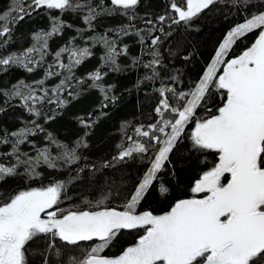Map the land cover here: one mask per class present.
<instances>
[{
  "label": "snow or ice",
  "instance_id": "1",
  "mask_svg": "<svg viewBox=\"0 0 264 264\" xmlns=\"http://www.w3.org/2000/svg\"><path fill=\"white\" fill-rule=\"evenodd\" d=\"M140 2L110 0L114 9L132 13L130 21ZM229 2L238 10L249 9V15L227 33L202 77L187 90L175 86L182 83L180 75L167 76L173 86L165 82L161 36L153 33L170 36L171 25H190L220 0H186V5L170 0L169 13L156 21H145L151 25V40L150 51L144 54L151 59L145 63L137 56L132 64L147 70L141 83L160 81L154 89L159 96L153 109L158 119L147 126H134L133 135L122 126L125 142L118 144L117 154L101 165L104 169L116 168L130 160L148 165L130 190L121 192L115 185L114 191L123 195L124 204L120 208L106 206L110 193L95 203L85 201L86 209L64 210L61 204L67 196L68 182L63 180L8 195L0 199V264H34L35 256L41 258L39 264H264V0L256 4L252 0ZM40 9L56 10L61 15L86 12L83 22L90 29H94L98 15L114 11L103 8L102 2L93 5L91 0H9L0 10V75L10 74L13 68L28 74L42 70V77L30 83L25 79L9 87L0 83V117L9 109L20 108L32 118L16 130L0 124V185L19 176L38 179L42 175L38 169L68 171L71 180L78 179L85 169L99 170L85 164L71 176L72 166L87 159L81 150L88 147L86 137L98 117L93 113L76 117L85 131L75 141L62 142L44 125L87 89L99 90L102 108L114 103L117 97L110 95L112 88H105L103 81L109 72L123 71L117 59L128 51L126 46L118 49L117 40L107 34L89 36L85 43L91 40L92 47L102 45L104 55L95 70L86 76L77 75L76 70L94 53L92 47L75 44L76 37L54 53L49 51V40L73 27L59 15L50 17V31L32 36L30 47L9 51L15 26ZM167 22L169 31L162 27ZM129 27L109 31L119 37L128 35ZM76 31L84 39L83 29ZM141 31L135 34L144 44ZM253 32H257L254 42L238 56L228 58L233 45ZM49 55L51 62L47 61ZM48 81L55 82L48 85ZM213 91L220 99L215 111L206 108ZM200 108H206L209 114L199 116ZM40 134L43 146L38 147L32 138ZM185 140L190 141L191 153L215 154L212 166L191 187L193 197L177 200L160 215L138 211L154 185L158 184L161 195L168 192L163 183H158L159 174L172 163L170 157ZM136 230H142V234L119 255H102L122 232ZM41 237L45 238V247L33 249L31 242Z\"/></svg>",
  "mask_w": 264,
  "mask_h": 264
},
{
  "label": "trees",
  "instance_id": "2",
  "mask_svg": "<svg viewBox=\"0 0 264 264\" xmlns=\"http://www.w3.org/2000/svg\"><path fill=\"white\" fill-rule=\"evenodd\" d=\"M91 2L93 5L102 2L103 8L114 9L110 0H91ZM258 2L259 0H252L253 4ZM169 3L170 0H141L134 10L135 18L131 21L129 20L131 12L124 14L123 10L114 9L112 14L98 15L93 21L94 29H90L83 22V16L86 15V12H66L61 15L56 10L47 12L44 9L33 12L30 17H26L25 20L20 21L15 26L9 51H20L30 47L34 43L32 36L36 32L50 31V17L58 15L66 24H71L73 27L66 28L61 34L49 40L51 53L65 46L67 41L73 37H76L75 44L81 47H92L91 40H87L85 43L87 37L105 34L110 39L117 40L118 49L126 46L128 51L126 55L117 59V62L123 67V71L109 72L103 81L105 88L109 86L112 88L110 95L117 97L114 103H110L106 109L102 108V95L99 90L87 89L83 91L78 100L73 101L64 109L61 115L44 125L47 131L52 132L62 142L75 141L85 131L80 127L76 117L87 116L88 113H93L95 117H98L97 123L89 130L90 134L86 137L88 147L81 150L83 157L87 159L82 160L79 165L72 166L71 176H76L78 168L85 164L95 165L96 169L99 170L85 169L78 179L71 180L68 171L38 169L42 172L38 179L30 180L24 176H19L0 185V199L18 191L39 188L55 180H63L68 182L67 196L61 204V208L64 210L86 209L88 205L85 201L95 203L105 196H109L110 193L111 196L106 200V206L120 208L124 204L123 195L114 191L115 185L120 186L121 192L123 189L130 190L132 185L143 175L148 165L140 163L139 160H130L125 164L117 165L116 168L109 169H104L101 165L117 154L118 144L125 142V127H127V134L133 135L134 126L141 124L147 126L158 119L153 109L158 103L159 96L154 89L160 86V81L141 83L147 70L142 66H133L132 61L137 56L145 63L151 59V56L144 54L150 51L151 40L148 32L151 25L146 24L145 21L148 19L156 21L158 16L169 13ZM178 3L186 5V0H178ZM8 4L9 0H0V10L5 9ZM97 11H101V9L97 8ZM251 11L255 12L256 9L252 8ZM172 15L175 14L172 13ZM248 15L249 9L238 10L231 5L229 0H220V3L209 10H205L190 25L186 26L183 23L171 25L170 36H164L159 32L153 33V35L161 36L159 50L165 66L162 73L165 82L173 86L167 80V76L180 75L182 83L175 86L187 90L191 83L198 81L203 75L227 32L238 23L244 22L245 16ZM168 23L170 22L162 25L165 31H169ZM125 25H130L128 35L117 37L115 31H109L110 29H121ZM157 26L160 27L161 25ZM77 29H83L84 39H81L77 34ZM138 30H142L141 35L145 37L144 44H141L140 37L135 34ZM256 35L257 32H253L238 40L233 45L228 58H234L241 54L254 42ZM92 51L94 55L76 70L77 75L86 76L101 64L100 56L104 55L105 51L103 46L97 44L92 47ZM51 60L52 56L49 55L47 61L51 62ZM102 71H107V69H102ZM41 77L42 70L28 74L23 69L13 68L10 70V74L0 75V83L4 87H9L18 79H25L26 82L30 83L32 80ZM54 82L48 81V85ZM219 104V94L213 91V94L207 98L206 108L215 111ZM206 108L198 109V115L207 116L209 113ZM100 113H106V115H100ZM30 119L32 118L20 108L9 109L3 117H0V124L10 130H16ZM39 122L43 123V120L41 119ZM191 127L190 125L188 132H190ZM42 136L43 134H40L32 138L38 147L43 146L41 143ZM189 145L190 141L188 140H185L182 145H178L179 150H174L170 157L172 163L167 165L166 170L159 174L161 179L158 183H163L168 188V192L161 195L158 191V184L154 185L139 205L138 211H152L154 214H160L169 210L177 200L193 197L191 187L203 171L212 166L215 154L191 153ZM139 234H142V230L122 232L102 255L115 256L121 253L123 248L133 244L138 239ZM44 241L45 238H38L31 242V247L43 249L45 247ZM52 259L55 261L56 258L52 257ZM40 260L39 256L33 257L34 264H39Z\"/></svg>",
  "mask_w": 264,
  "mask_h": 264
},
{
  "label": "rangeland",
  "instance_id": "3",
  "mask_svg": "<svg viewBox=\"0 0 264 264\" xmlns=\"http://www.w3.org/2000/svg\"><path fill=\"white\" fill-rule=\"evenodd\" d=\"M242 23H243V22H242ZM234 27H235V26H234ZM229 31H230V30H229ZM229 31H228V32H229ZM228 32H227V33H228ZM226 35H227V34H226ZM226 35L224 36L223 40L226 38ZM223 40L221 41V43L223 42ZM221 43H220V44H221ZM220 44H219V45H220ZM218 47H219V46H218ZM217 50H218V48H217ZM217 50H216V51H217ZM214 57H215V54H214L213 58L211 59L209 65L211 64V62H212V60L214 59ZM209 65H208V66H209ZM208 66H207V67H208ZM206 69H207V68H206ZM206 69H205V71H206ZM205 71H204V72H205ZM201 77H202V76H201Z\"/></svg>",
  "mask_w": 264,
  "mask_h": 264
},
{
  "label": "water",
  "instance_id": "4",
  "mask_svg": "<svg viewBox=\"0 0 264 264\" xmlns=\"http://www.w3.org/2000/svg\"><path fill=\"white\" fill-rule=\"evenodd\" d=\"M166 212V211H165ZM164 213V212H163ZM163 213H160V214H163ZM160 214H156V215H160ZM132 245V244H131ZM130 246V245H129ZM120 254V253H119ZM119 254H117V255H119ZM117 255H115V256H117Z\"/></svg>",
  "mask_w": 264,
  "mask_h": 264
}]
</instances>
